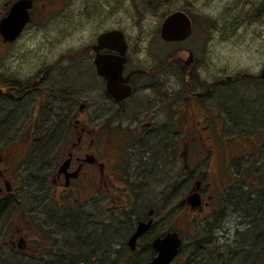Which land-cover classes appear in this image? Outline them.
Segmentation results:
<instances>
[{"label":"flooded vegetation","instance_id":"obj_1","mask_svg":"<svg viewBox=\"0 0 264 264\" xmlns=\"http://www.w3.org/2000/svg\"><path fill=\"white\" fill-rule=\"evenodd\" d=\"M19 1L6 2L0 24ZM29 1V22L16 40L6 42L0 29L3 48L19 42L36 17L48 12L46 3ZM122 33L125 53L100 47V34L82 51L50 45L45 52L49 60L23 67L24 71L18 69L23 62L15 61L13 78L0 76L3 259L148 264L159 255L156 240L177 232L159 231V212L172 219L184 212L203 213V229L214 217L219 235L213 246H218L220 264H226L229 257L239 256L244 233L239 229L264 223L257 217L231 220L240 214L245 218L251 210L264 211V173L252 174L258 193L241 195V174L221 172L222 145L230 149L228 158L233 160L241 128L256 119L239 124L219 97L221 90L240 88L253 96L251 104L260 101L264 106V67L259 75L221 78L207 88L195 76L197 80L177 90L169 76L149 83L150 72L132 66L131 45ZM189 57L184 68L194 76V54ZM101 58L108 78L98 72ZM82 76L90 80L82 82ZM128 88L130 94L124 98ZM258 118L264 130V112ZM255 135L247 139L250 144L259 137L264 140L262 133ZM215 163L216 175L210 172ZM142 225L146 227L135 238ZM234 225L237 230L231 231ZM259 237L247 242L248 249L257 248ZM206 260L203 256V264Z\"/></svg>","mask_w":264,"mask_h":264},{"label":"rangeland","instance_id":"obj_2","mask_svg":"<svg viewBox=\"0 0 264 264\" xmlns=\"http://www.w3.org/2000/svg\"><path fill=\"white\" fill-rule=\"evenodd\" d=\"M7 1L0 0V17L6 11ZM174 1L176 4L170 5L171 7L160 6L156 9L151 7L150 0H39L40 4L46 3L48 12L37 16L36 23L28 27L24 37L16 44L3 48L0 42V76L13 78V72L17 71L13 67L18 65L14 64L15 61L23 62L18 69L24 71L26 66H37L44 60H49L51 57H45V52L50 45H56L58 50L63 51H82L94 44L100 34L113 29H119L126 34L131 45L132 66L149 71V83L169 76L178 90L187 85L190 79L197 80L194 77L198 76L203 88H207L221 78L241 76L240 79L243 80L246 74H260L264 67V0ZM182 8L188 10L193 17L194 32L190 40L182 44L163 42L159 32L164 18ZM190 52L194 54V76L188 74L184 68V63L190 59ZM80 64L79 68L85 69ZM169 70L170 75H167ZM89 80L88 76L80 77L82 82ZM243 95L238 88L224 89L219 94L224 110L231 111L239 124L253 117V121L256 119L255 124L252 122L254 125L247 122V127L241 128L237 140L239 150L234 154L233 160L228 158L230 149L222 145L221 165L224 166V171L221 172L241 174L238 182L240 194L253 195L258 192L252 186V174L264 173V140L258 136L259 140L257 138L250 144L247 139L255 138V134L260 133L264 137V130L259 126L261 124H257L258 117L264 112V106L260 101L257 105L251 104L253 96L247 93L244 97ZM212 98L216 101L215 97ZM246 107L247 112L244 115ZM254 113L258 116H254ZM229 135L225 134L228 137ZM210 172L215 175L219 173L216 163ZM263 214L262 211L257 213L251 210L245 218L240 214L239 218L233 216L231 220L247 221L257 217L261 221L264 220L260 219ZM213 218L203 229V213L186 215L184 212H176L172 219L167 212H159V231L175 230L183 239L177 264H203V256L207 258V264H211V254L215 255L218 247L213 244L217 242L216 236L219 235L218 230L214 229L217 225L213 224ZM230 230L237 229L234 225ZM239 231L244 232L239 237L240 248L242 245L248 246L247 242L251 243L257 238L254 233H260L255 227L240 228ZM232 234L231 232L230 236ZM263 249L264 239L259 240L257 250H253L261 255L255 258L251 255V250L246 249V254L240 253V264H244L241 263V258L247 255L249 261L246 264H264ZM0 264L33 263L18 256L14 260H6L0 254Z\"/></svg>","mask_w":264,"mask_h":264},{"label":"water","instance_id":"obj_3","mask_svg":"<svg viewBox=\"0 0 264 264\" xmlns=\"http://www.w3.org/2000/svg\"><path fill=\"white\" fill-rule=\"evenodd\" d=\"M30 7L31 1L21 0L12 8L9 15L1 21L0 29L6 42H13L19 37L29 22ZM193 31L194 22L191 16L184 11L177 10L164 18L160 27V37L168 43L181 42L188 39ZM99 44L100 47L118 50L123 53L127 50V42L123 33L119 30L102 34ZM121 61L125 63V58H122ZM97 66L98 72L103 76H107V66H105L103 58L97 60ZM261 77L264 78V70ZM129 94L130 89L128 88L124 98ZM195 199L194 197L193 200L195 201ZM194 205H198V203L194 202ZM142 227H146V225L139 228L135 238L142 233ZM154 245L158 249L159 255L148 264H173L182 247V240L178 233H170L166 237L156 240Z\"/></svg>","mask_w":264,"mask_h":264},{"label":"bare ground","instance_id":"obj_4","mask_svg":"<svg viewBox=\"0 0 264 264\" xmlns=\"http://www.w3.org/2000/svg\"><path fill=\"white\" fill-rule=\"evenodd\" d=\"M240 204H241V202H240ZM258 219V218H257ZM256 219V220H257ZM261 219H264V218H261ZM262 221H264V220H262ZM255 228L257 229V231L258 232H260V233H254L257 237L259 236V235H263L264 234V223H262L261 225H256L255 226ZM261 228H263V229H261ZM261 229V230H260ZM255 239H256V237H255ZM255 239H253V241H255ZM239 248H240V246H239ZM251 250V255L252 256H256L257 258L259 257V255L261 254L260 252H258L259 254H257L256 252H255V254L253 253V249L252 248H249L248 249V246L247 245H245V247H243V245H242V247L239 249V256H236V255H234V257H229L228 259H226V261H227V263L226 264H236V263H238L239 264V259H240V253L241 254H246V252H245V250ZM232 253H234L233 251H231V254ZM230 254V255H231ZM250 255V254H249ZM255 257V258H256ZM238 260V261H237ZM211 261H213V262H211ZM210 263L211 264H220V259L217 257V252H215V255L214 254H211V259H210Z\"/></svg>","mask_w":264,"mask_h":264},{"label":"trees","instance_id":"obj_5","mask_svg":"<svg viewBox=\"0 0 264 264\" xmlns=\"http://www.w3.org/2000/svg\"><path fill=\"white\" fill-rule=\"evenodd\" d=\"M151 1V3H150V5H151V7H154V8H156V9H159L160 8V6H165V7H167V6H169V7H171L172 5H175L176 3H175V1L174 0H150ZM171 5V6H170ZM179 10H183V11H185V12H187L190 16H191V14H190V12H188V10H186V9H184V8H182V9H179ZM192 17V16H191ZM192 19H193V17H192ZM239 90H240V88H239ZM241 91V93H242V95H243V92H242V90H240ZM245 95V94H244ZM244 95H243V97H244ZM246 104H247V101L245 102ZM251 103V102H250ZM260 103V102H259ZM261 104V103H260ZM247 112V107H246V109H244V115H246L245 113ZM249 114V113H248ZM251 114V113H250ZM249 114V115H250ZM254 116H255V114H254ZM254 118V117H253ZM246 121V120H245ZM245 121H244V123H245ZM247 122V121H246ZM249 205H251L253 208L255 207L256 208V204L255 203H250ZM263 213H264V211H262ZM262 218H264V214H263V217ZM260 238V240H262V239H264V234L262 235L261 234V237H259ZM255 250H257V248H255L254 249V251ZM253 251V253L255 254V252ZM262 252H264V249L262 250ZM257 254H259L258 253V251L256 252ZM261 255V254H260ZM256 257V256H255ZM249 261V259H248V255H247V257H245V258H241V263H244V264H246L247 262ZM239 264H240V261H239Z\"/></svg>","mask_w":264,"mask_h":264}]
</instances>
